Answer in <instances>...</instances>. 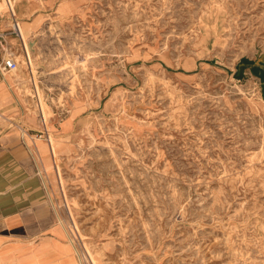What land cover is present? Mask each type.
Listing matches in <instances>:
<instances>
[{
  "label": "rangeland",
  "instance_id": "374dc122",
  "mask_svg": "<svg viewBox=\"0 0 264 264\" xmlns=\"http://www.w3.org/2000/svg\"><path fill=\"white\" fill-rule=\"evenodd\" d=\"M8 1L0 29L18 21L49 129L39 173L82 264H264V78L247 63L264 68V0Z\"/></svg>",
  "mask_w": 264,
  "mask_h": 264
},
{
  "label": "crops",
  "instance_id": "0c3cea01",
  "mask_svg": "<svg viewBox=\"0 0 264 264\" xmlns=\"http://www.w3.org/2000/svg\"><path fill=\"white\" fill-rule=\"evenodd\" d=\"M16 39L13 34L7 36L13 49ZM11 76L0 75V107L12 120L0 121V264H81L76 249L56 224L48 203V187L39 173L43 159L54 161L51 142L43 140L46 153L37 140H29L28 146L27 137L19 133L18 127L32 131L42 125L37 114L34 117L25 111ZM30 89L33 91L32 86Z\"/></svg>",
  "mask_w": 264,
  "mask_h": 264
},
{
  "label": "built area",
  "instance_id": "2783aa9c",
  "mask_svg": "<svg viewBox=\"0 0 264 264\" xmlns=\"http://www.w3.org/2000/svg\"><path fill=\"white\" fill-rule=\"evenodd\" d=\"M15 35L21 45L22 48L25 49V45H23V40L21 36V32L19 30V27L17 25V21L15 18H13L12 25L10 26L9 31H0V75L5 76L7 74L12 73L14 70L18 68L19 62L17 60V56L15 54V50L10 46L7 40V36L9 35ZM26 49H25V56H26V61L25 64L28 67V62H29V57L26 55ZM28 73H29V81L31 83V86L33 88V94H31V98L35 99V112L39 116L42 128L39 130H25L24 128H19L20 134L22 137H27L29 140L34 141V140H46L47 142H50V136L48 129L46 127V121H45V115L43 113V108L40 103L39 95H38V88L36 84V80L34 78V73L30 72L31 68L28 67ZM0 121H12L10 117L5 116L2 113V109L0 107ZM82 264V262H81Z\"/></svg>",
  "mask_w": 264,
  "mask_h": 264
},
{
  "label": "bare ground",
  "instance_id": "6f19581e",
  "mask_svg": "<svg viewBox=\"0 0 264 264\" xmlns=\"http://www.w3.org/2000/svg\"><path fill=\"white\" fill-rule=\"evenodd\" d=\"M1 4H2V7L3 8H5L7 11H9V12H12V10H13V5H12V2H10V1H8V0H2V2H1ZM17 25H18V23H17ZM18 27H19V25H18ZM19 30H20V27H19ZM28 52V53H27ZM26 55L27 56H29V62H28V67H30L31 68V70H30V72H33L34 71V68L32 67V63H31V52H29L27 49H26ZM18 60V59H17ZM18 62H19V65H18V68L15 70L16 72L17 71H19V66L21 65V63H20V60H18ZM13 81H17V79H13ZM22 81V80H21ZM19 87V86H18ZM20 88V87H19ZM43 113H45L44 112V110H43ZM45 115V114H44ZM46 117H45V121H46ZM58 182L60 183V186H62V178H60L59 176H58ZM90 255H91V257H90V255H89V257L91 258V261H92V259H93V264H94V262H95V264H98V259H96L95 257H96V255L94 254V252L91 250V252L89 253ZM85 257V256H84ZM86 259V258H85Z\"/></svg>",
  "mask_w": 264,
  "mask_h": 264
},
{
  "label": "trees",
  "instance_id": "16d2710c",
  "mask_svg": "<svg viewBox=\"0 0 264 264\" xmlns=\"http://www.w3.org/2000/svg\"><path fill=\"white\" fill-rule=\"evenodd\" d=\"M248 65L251 66L252 68V72L260 77L261 79L264 78V68L261 67V63H258V64H255L254 62L252 61H247Z\"/></svg>",
  "mask_w": 264,
  "mask_h": 264
},
{
  "label": "water",
  "instance_id": "95a60500",
  "mask_svg": "<svg viewBox=\"0 0 264 264\" xmlns=\"http://www.w3.org/2000/svg\"><path fill=\"white\" fill-rule=\"evenodd\" d=\"M258 64V63H257ZM251 67V66H250Z\"/></svg>",
  "mask_w": 264,
  "mask_h": 264
}]
</instances>
